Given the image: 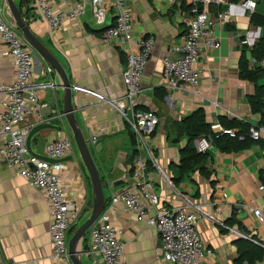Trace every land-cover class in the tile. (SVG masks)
<instances>
[{
	"label": "crops",
	"instance_id": "obj_1",
	"mask_svg": "<svg viewBox=\"0 0 264 264\" xmlns=\"http://www.w3.org/2000/svg\"><path fill=\"white\" fill-rule=\"evenodd\" d=\"M48 1L55 11H68L76 2ZM223 1L209 6L212 17L215 18L219 10L227 9L229 3L240 0ZM127 2L133 11L134 38L151 35L156 39L153 56L142 78L140 105L142 109L156 112L160 118L151 135L153 153L160 167L151 163L149 177L156 185L163 207L186 205L191 210L202 209L197 228L206 248L211 250V253L206 252L204 264H237L238 251L234 242L239 236L226 227L233 214L248 236H254L256 243L264 245V220L254 213V209H260L264 217V189L260 188L264 185V143L231 152L214 145L206 163L210 179L195 170L177 180L180 150L188 142L181 121L202 108L212 129L224 125L222 117L250 126L262 123L263 114L254 112L249 101L256 91V83L241 77L240 60L246 50L250 67L254 68L251 50L263 30L251 18L254 13L264 15V0L258 2L254 12L235 10L230 22L216 25L214 33L220 46L207 50L199 62L203 75L197 94L186 88L168 90L161 78L162 59L177 53L175 48L182 44L193 15L192 6L185 0L175 4L167 0ZM35 3L36 0L23 1L24 18L34 34L61 60L76 86L75 115L86 138L93 142V154L111 192V184L128 178L135 160L127 121L116 103L125 94L123 72L127 56L123 45L102 38L104 28L114 23L113 11L108 12L105 23L99 25L88 5L86 14L66 20L61 28L51 29ZM247 37L250 42L242 43ZM34 61V81L39 83L40 101L48 106L39 113L30 112L24 125L34 127L40 119L62 123L61 119L54 118L63 112V90L56 85L58 78L54 71L48 72L49 65L43 59L34 56ZM14 70L13 58L0 39V110L4 90L14 80ZM257 84L264 85V76ZM158 90L165 93L164 98L157 96ZM43 135L52 140L71 133L65 125L63 131H45L38 136ZM32 144L36 149L37 138H33ZM73 155V159L63 162L62 176L66 192L75 201L82 217L93 207L92 185L77 151ZM124 186L113 185L115 191ZM51 221L52 212L45 193L20 176L15 167L0 160V255L9 263L53 264ZM111 221L125 244L123 259L126 264H172L162 257L157 228L147 224L137 213L117 204L111 208ZM238 223L233 227L239 229ZM73 232L74 229L69 235ZM86 237V244H80L79 250H88L90 242L88 235ZM254 264H264V259Z\"/></svg>",
	"mask_w": 264,
	"mask_h": 264
},
{
	"label": "built area",
	"instance_id": "obj_2",
	"mask_svg": "<svg viewBox=\"0 0 264 264\" xmlns=\"http://www.w3.org/2000/svg\"><path fill=\"white\" fill-rule=\"evenodd\" d=\"M167 1L175 4L183 0ZM185 1L192 6L193 15L188 21L182 44L175 48L177 53L162 59L161 78L163 86L168 90L186 88L197 94L203 75L199 62L207 50L220 46L214 33L216 25L223 26L230 22L235 10L254 12L260 0L229 3L228 8L219 10L215 18L208 8L213 3H223V0ZM35 5L51 29L61 28L66 20L77 19L86 14L88 5L99 25L104 24L108 12L113 11L114 23L104 28L102 38L106 42L123 45L127 56L123 72L125 94L116 103L135 136L138 153L130 174L133 185L122 193H117L113 185H110L106 208L88 230V255L96 264H126L123 259L125 244L111 221V208L122 204L125 209L137 213L147 224L157 228L161 238V254L166 261L172 264H204L206 252L211 253V250L206 248L197 228L202 209L198 207L191 210L186 205L163 207L156 185L149 177V162L160 167L151 144V135L157 129L160 118L156 112L142 109L140 105L142 78L153 56L156 39L151 35L134 38L133 11L127 0H76L73 8L68 11H55L48 0H36ZM0 39L13 58L15 69L12 84L4 90L3 108L0 110V160L15 167L20 176L45 193L52 212L50 235L53 264H69V233L81 217L75 201L65 189L62 176L64 163H51L33 156L26 146V136L33 128L24 125L26 116L33 111L39 113L48 104L41 103L39 83L34 81L35 51L20 30L6 19L4 0H0ZM249 42L247 37L242 43ZM251 64L264 70V56L260 59L252 57ZM48 72H53V69L48 67ZM49 84L55 85L53 82ZM41 121L43 120L40 119ZM239 131L238 127L219 125L197 141V149L209 152L214 147L215 138L223 136L243 139L244 136ZM250 137L254 140L264 139V123L251 126ZM95 139L96 136L93 137ZM75 151L71 135L48 140L44 146V155L56 160L73 155ZM260 188L264 189V185ZM254 213L260 220H264L260 209H254ZM226 227L237 236L250 239V236L233 226ZM0 264L15 263H9L0 255Z\"/></svg>",
	"mask_w": 264,
	"mask_h": 264
},
{
	"label": "water",
	"instance_id": "obj_3",
	"mask_svg": "<svg viewBox=\"0 0 264 264\" xmlns=\"http://www.w3.org/2000/svg\"><path fill=\"white\" fill-rule=\"evenodd\" d=\"M4 15L12 25L20 30L24 39L33 47L35 51L34 56L39 60L43 59L49 67L53 69L58 78L56 85L63 90V112L62 114L54 116V118L61 119L63 124L55 123L53 121H41L37 123L26 136V146L31 155L38 156L51 163L57 161L64 162L68 159L71 160L74 158V155L67 156L60 160L52 159L44 155V146L48 141V136H38L41 132L45 131H63L65 125L69 128L75 143L76 151L90 178L93 199L92 210L87 215L80 218L75 227V232L69 237L68 246L70 260L72 264H87V262L85 263V257L89 261V264H96L90 258L85 248L79 250L78 247L80 244H83L84 246L88 230L104 212L107 201L110 197V191L105 181V174L96 162L91 143L89 139L86 138L75 115L76 107L74 104V90L76 86L72 84L70 76L61 60L51 51L49 46L40 40L31 30L29 24L24 18L20 0H4ZM33 138H37L38 140V146L36 149L33 148ZM122 184H125V186L116 191L117 193H122L133 185V180L130 174L128 175V178L120 179L113 183L115 186ZM250 239L253 240L251 236Z\"/></svg>",
	"mask_w": 264,
	"mask_h": 264
},
{
	"label": "trees",
	"instance_id": "obj_4",
	"mask_svg": "<svg viewBox=\"0 0 264 264\" xmlns=\"http://www.w3.org/2000/svg\"><path fill=\"white\" fill-rule=\"evenodd\" d=\"M23 1L25 0H20L21 9L23 7ZM251 20L254 24L260 26L263 30L261 37L258 39L257 42H255L251 50L252 57L260 59L264 56V15L254 13L252 15ZM240 75L241 77L254 81L256 83V91L253 95L249 97V101L252 110L254 112H260L264 116V85L257 84V81L262 76H264V70L259 66H255L254 68L250 67V62L246 57V50L243 51L240 60ZM157 92V96H159V98H164V92H160V90H158ZM221 122L227 127H238L240 130L239 133L244 136L243 139L239 137L231 138L227 136L215 138L214 145H216L222 151H239L248 149L253 144L259 142L262 144L264 143V139L254 140L250 137L251 126L247 123H243L238 120L229 121L226 120L224 117L221 118ZM181 123L188 137V142L180 150V161L178 164L179 176L176 179L178 180L180 179V176L191 173L195 170L199 171V173L203 177L210 179L211 172L206 167V163L209 161L210 155L208 152L198 151L197 141L203 135H206L212 131V125L206 121L205 114L202 108H199L188 116L184 117ZM262 123H264V119ZM126 124L132 144L134 146L133 158H135L138 153L135 148V136L128 122H126ZM151 163L152 162H149V166L151 165ZM132 171L133 167L131 168L130 174L132 173ZM236 223H238V221L235 218V215L233 214L232 217L227 220V224L228 226H233ZM238 230L248 235V232L243 228L241 223L239 224ZM251 237L254 238V236ZM234 243L238 251L237 264H243L244 262L254 264L264 259V247L254 242L253 240L239 236Z\"/></svg>",
	"mask_w": 264,
	"mask_h": 264
},
{
	"label": "rangeland",
	"instance_id": "obj_5",
	"mask_svg": "<svg viewBox=\"0 0 264 264\" xmlns=\"http://www.w3.org/2000/svg\"><path fill=\"white\" fill-rule=\"evenodd\" d=\"M90 143H93L92 141ZM92 145V144H91ZM76 228H74V232H75ZM88 235V233H87ZM87 238V237H86ZM84 243L86 244V240L84 241Z\"/></svg>",
	"mask_w": 264,
	"mask_h": 264
}]
</instances>
